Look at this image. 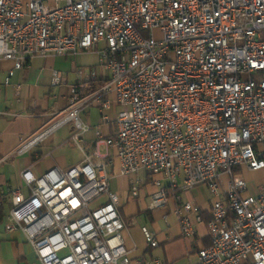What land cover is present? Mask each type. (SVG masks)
<instances>
[{"label":"built area","instance_id":"built-area-1","mask_svg":"<svg viewBox=\"0 0 264 264\" xmlns=\"http://www.w3.org/2000/svg\"><path fill=\"white\" fill-rule=\"evenodd\" d=\"M81 51H93L109 72L93 96L101 97L103 120L109 94L118 105L115 133L95 129L92 151L72 166L37 177L22 171L28 194L9 190L3 232L20 231L40 264H131L119 198L109 187L112 159L92 160L103 144L113 149L119 175L159 176L149 209L166 205L170 191L208 189L209 242L191 264H264V190L248 193L236 171L264 168V0H0V59L13 64L5 85L32 56ZM59 81L52 71L51 84ZM70 91L64 111L15 153L67 123L80 147L88 127L79 111L89 98ZM175 196L181 236L191 238L200 209ZM141 231L150 247L158 245L146 226Z\"/></svg>","mask_w":264,"mask_h":264},{"label":"crops","instance_id":"crops-1","mask_svg":"<svg viewBox=\"0 0 264 264\" xmlns=\"http://www.w3.org/2000/svg\"><path fill=\"white\" fill-rule=\"evenodd\" d=\"M12 66L10 60L0 59V264H40L20 231L3 232L11 207L9 190L17 189L22 195L28 194L21 177L24 170L37 177L53 166L65 168L80 162L85 154L92 151L95 129L103 137L115 133L119 107L109 94L111 103L104 110L107 119H102L101 97L93 94L109 78V72L97 66V55L93 51L32 56L20 69L14 70L10 83L5 85L4 78ZM78 69H81V75L77 73ZM91 70L96 72L94 78L89 77ZM52 71L60 75V81L55 85L51 84ZM72 87L76 88L80 97L89 98L79 111L80 120L88 127L79 136L80 147L71 140L75 131L73 124L67 123L27 152L15 153L22 141L51 124L64 111ZM97 151L100 156L93 157L94 162L103 161L107 156L112 159L108 165L109 187L119 198V212L125 223L123 244L126 250H130L131 264H134V260H139L140 264H191L195 260L196 250L209 242L205 226L211 199L208 189L204 185H197L185 191H170L166 205L149 209L150 195L156 189L153 179L159 176L144 171L119 175L113 149L98 144ZM236 171L255 178L254 184L250 187L247 185L248 193L256 194L264 190V168L252 172L244 168ZM135 179L139 181L138 194L133 197L130 188ZM225 180L226 177H223ZM175 195L200 209L202 221L196 224L195 234L191 238L181 236L178 219L173 213V209L179 205ZM141 226H146L154 234L158 241L156 247H150L145 242Z\"/></svg>","mask_w":264,"mask_h":264},{"label":"rangeland","instance_id":"rangeland-1","mask_svg":"<svg viewBox=\"0 0 264 264\" xmlns=\"http://www.w3.org/2000/svg\"><path fill=\"white\" fill-rule=\"evenodd\" d=\"M239 176H240L243 180H245V181L247 182L248 187H250L252 184L255 183V178H250V176H249V177H246V175H244L243 173H242V174H239ZM137 177H138V176H137ZM103 198H104V197L100 198V200H102Z\"/></svg>","mask_w":264,"mask_h":264}]
</instances>
